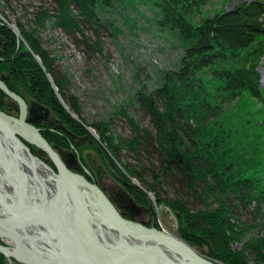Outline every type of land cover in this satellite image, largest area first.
<instances>
[{
  "label": "trees",
  "instance_id": "trees-1",
  "mask_svg": "<svg viewBox=\"0 0 264 264\" xmlns=\"http://www.w3.org/2000/svg\"><path fill=\"white\" fill-rule=\"evenodd\" d=\"M1 1L0 80L26 102L31 99L54 110L72 133L86 134L79 100L69 94V78L59 69L58 56L44 47L42 36L53 26L80 51L101 53L98 7H111L112 0H39L37 6L28 0ZM151 2L156 26L171 31L181 43L180 66L164 72L157 88L138 93L147 124L120 109L116 116L130 129L129 136L115 134L111 120L100 121L90 125L99 141L90 140L135 203L149 206L147 191L158 205L172 210L181 223L179 236L190 246L204 249L206 256L223 264H251L249 253L235 251L233 244L246 233L240 216L252 213L264 193V87L259 73L264 61V0L213 11L208 9L213 0ZM15 3L30 13L32 22L28 26L17 18L20 38L4 12ZM48 75L79 122L53 103ZM6 98L0 90V110L18 112ZM43 126L42 136L52 146L73 144ZM128 178L136 179L142 190ZM196 203H203L204 209L191 207ZM249 245L255 263L264 264V241ZM0 264H9L1 253Z\"/></svg>",
  "mask_w": 264,
  "mask_h": 264
},
{
  "label": "rangeland",
  "instance_id": "rangeland-1",
  "mask_svg": "<svg viewBox=\"0 0 264 264\" xmlns=\"http://www.w3.org/2000/svg\"><path fill=\"white\" fill-rule=\"evenodd\" d=\"M29 1L34 6L39 5V0L26 2ZM248 1L251 0H213L208 9L213 11V9L223 7L229 10L236 4ZM111 2V7L104 5L98 7L101 21L98 37L103 47L101 53L87 54L80 51L61 30L53 26H48L42 36L44 47L58 56L59 69L69 78L68 92L79 100L81 117L87 123L85 125L87 133L83 131H80L82 134L72 133L67 125L57 117L54 110L39 105L31 99H28L29 111H33V115L38 114L41 119L38 124L42 125V129L46 128L43 125L48 126L50 130L60 132L73 141V144L53 146L72 171L91 179L105 191L124 218L143 222L145 226L148 225L147 227H160L180 238L178 230L181 223L179 224L172 210L165 204L158 205L153 194L147 191L144 193L148 198L149 206L145 207L135 203L122 185L113 178L112 174L117 175V173L111 166L112 164L102 160V155L96 151L95 144L90 140V137H93L95 141H99L98 134L90 125L100 121L111 120V129L115 134L123 137L129 136L130 129L120 116H116L120 109L126 110L135 121L143 125L147 124L139 109L138 93L157 88L162 82L164 72L175 71L179 68L183 54L181 43L176 35L156 26V10L151 0H124L122 2L112 0ZM27 6L30 7L28 4ZM4 12L11 21L10 27L13 30L16 29L15 33L17 32L18 36H20L19 31L14 24L17 18L21 19L23 24L32 26L31 20L29 21L30 13L23 11L18 3H15L12 8L4 7ZM0 18H2L1 8ZM262 62L259 73L262 76L261 85L264 87V61ZM52 88L56 89L54 98L58 96V100L65 106L62 108H65L71 117L79 122L80 118L70 111L53 83ZM6 103L13 108L17 107L8 96ZM42 110L47 112L43 118L39 115L43 113ZM9 114L16 116L19 114V109L18 112L12 109ZM34 153L43 157L37 148H34ZM44 158L49 161L46 156ZM41 160L46 162L44 159ZM124 160L130 162V158L125 157ZM114 167L119 170L116 164ZM51 168L55 171L53 167ZM119 171L123 174L121 170ZM128 180L129 184L142 190V186L136 179L128 178ZM259 195L261 196L256 202L257 205H253L255 206L254 211L252 213L243 212L240 216L241 220L246 222V233H243L241 240L233 244L235 251L244 252L245 250L249 253L251 264L256 263L254 255L250 254L249 244L264 241V193ZM168 198L174 199V195L169 193ZM191 207L196 210L204 209L203 203H196ZM0 242L11 245L2 238ZM197 250L204 252V249Z\"/></svg>",
  "mask_w": 264,
  "mask_h": 264
},
{
  "label": "water",
  "instance_id": "water-1",
  "mask_svg": "<svg viewBox=\"0 0 264 264\" xmlns=\"http://www.w3.org/2000/svg\"><path fill=\"white\" fill-rule=\"evenodd\" d=\"M0 89L19 107V118L0 110V238L13 243L0 242V253L9 264H220L173 234L124 218L98 184L72 171L40 129L27 122L25 100L1 80ZM53 103L65 107L58 98ZM19 139L43 151L56 172L31 157ZM29 162L35 172L53 170L52 180H40L52 186L39 191L25 173L23 164ZM127 236L129 242H123ZM160 244L172 251H162ZM34 247H53L55 254Z\"/></svg>",
  "mask_w": 264,
  "mask_h": 264
},
{
  "label": "bare ground",
  "instance_id": "bare-ground-1",
  "mask_svg": "<svg viewBox=\"0 0 264 264\" xmlns=\"http://www.w3.org/2000/svg\"><path fill=\"white\" fill-rule=\"evenodd\" d=\"M35 59L41 64V62H40V59H39V57H35ZM48 77H50L49 75H48ZM52 80V79H51ZM50 80V81H51ZM1 81H3V80H1ZM4 82V81H3ZM52 82V81H51ZM5 83V82H4ZM6 84V83H5ZM6 86H7V84H6ZM8 87V86H7ZM55 90L56 89H53V91L55 92ZM57 98L59 99V97L57 96ZM26 102V101H25ZM27 103V105H28V108H29V104H28V102H26ZM17 105V104H16ZM18 107V106H17ZM18 109H19V107H18ZM43 111V110H42ZM45 113L47 114V112L46 111H43V113L42 114H39V115H42V118H43V116L45 115ZM14 116V115H13ZM33 116V111L32 112H30L29 110H28V114H27V122H29L32 126H35L36 128H38V129H40V131H41V128H39V127H37L36 125V123H39V121H41V119L39 118V116H38V114L35 116V118H33L32 117ZM14 117H16V118H19V114L18 115H16V116H14ZM33 118V119H32ZM36 124V125H35ZM41 134H42V132H41ZM19 141L22 143V144H26V145H28V148L30 149V151H31V157H33V158H35V159H38V160H40V161H42L41 159H42V157H39V155H35L34 153H33V150H34V146H32V145H29V144H27L26 142H23L21 139H19ZM53 148H55L54 146H53ZM36 150V149H35ZM41 153H42V155H43V157H44V155L49 159V157L43 152V151H41L40 149H38ZM11 154H15V150H11ZM50 161V160H49ZM42 162H44V161H42ZM46 163V162H45ZM23 167H24V170H25V173H26V175H27V177L30 179V181L39 189V191H42V190H44V189H46V188H48V187H50V186H52V184L51 185H43L41 182H40V180H52V176H49V175H51V174H54V173H52L53 172V170L51 169V170H49L48 168H46V167H44V168H42V169H40L39 171H37V172H35V170H34V166H33V162H29V163H26V164H23ZM55 168V167H54ZM55 172H56V168H55ZM54 180H57V178H56V176H54ZM8 217H10V216H6V219L8 220ZM129 220V219H128ZM131 221V220H130ZM145 226V225H144ZM155 228H157V229H159V230H163V231H165V232H167L166 230H164V229H160V227L158 228L157 226H154ZM169 233V232H168ZM29 234H38V230H29ZM18 236H20V235H18ZM21 237V236H20ZM5 240V239H4ZM7 242H10L11 243V245H13V243H12V241H8V240H6ZM123 242H129V236H127L124 240H123ZM160 247H161V249H162V251H172V247H171V245H166V246H163V245H161L160 244ZM192 247V246H191ZM194 248V247H193ZM200 255H203V256H205V257H207V258H209L208 256H206L204 253H202V252H200L199 250H197L196 248H194ZM34 251H37V252H42V253H45V254H55V251H54V249H53V247H50V248H48V249H45V248H38V247H34ZM54 258H62L61 256H54ZM46 259H49V256H48V258H46L45 256H43V260H46ZM177 261H186V260H182V259H178L177 258ZM74 262H76V263H78L79 264V262L80 261H74Z\"/></svg>",
  "mask_w": 264,
  "mask_h": 264
},
{
  "label": "flooded vegetation",
  "instance_id": "flooded-vegetation-1",
  "mask_svg": "<svg viewBox=\"0 0 264 264\" xmlns=\"http://www.w3.org/2000/svg\"><path fill=\"white\" fill-rule=\"evenodd\" d=\"M36 115H37V114L33 115L32 117L35 118Z\"/></svg>",
  "mask_w": 264,
  "mask_h": 264
}]
</instances>
